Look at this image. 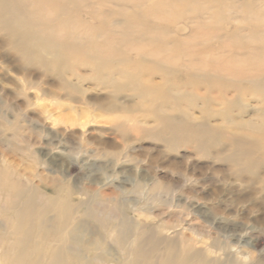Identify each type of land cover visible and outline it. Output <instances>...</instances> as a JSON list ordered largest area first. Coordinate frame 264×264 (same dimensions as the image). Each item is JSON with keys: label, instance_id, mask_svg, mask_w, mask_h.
Masks as SVG:
<instances>
[{"label": "bare ground", "instance_id": "bare-ground-1", "mask_svg": "<svg viewBox=\"0 0 264 264\" xmlns=\"http://www.w3.org/2000/svg\"><path fill=\"white\" fill-rule=\"evenodd\" d=\"M179 20L190 23L187 35L171 29ZM228 21L233 30L222 35L219 31ZM0 33L11 53L41 64L44 73L54 72L67 98L76 99L80 88L73 78L82 79L81 67L87 68L97 84L112 92L105 103L97 98L100 108L127 110L119 101L124 91L139 97L133 107L155 118L154 126L141 128L145 134L169 142L177 133L198 132V139L213 142L208 150L219 148L220 158L236 169L247 166L253 154L257 158L252 163L264 166V11L254 1L236 6L235 0H0ZM212 40H217L216 46L206 49L204 44ZM0 59L16 70L12 55L0 52ZM180 65L185 71L179 74ZM178 76H184V82L176 81ZM193 82L218 88L226 103L216 109L200 88L190 86ZM43 91L46 96L57 94L51 88ZM250 97H257L259 106L252 115ZM208 106L213 107L209 117L194 116L192 109ZM228 141L232 150L224 145ZM118 154L114 150L102 155L111 162ZM23 174L17 164L0 168V264H243L231 240L249 245L247 235L264 232L260 206L258 214L243 223L252 221L248 229L244 226L238 232L232 225L217 224L216 232L229 239L216 236L205 244L200 227L175 229L164 221L156 225L133 218L130 211L140 204L130 202L126 189L99 196L71 186L67 179H56L50 194L29 177L24 181ZM145 184L138 181L129 192L136 193ZM160 187L155 180L149 191ZM199 193L193 189L195 197ZM1 194L6 195L4 200ZM77 194L86 198L76 200ZM190 206L202 212L198 205ZM199 242L205 246H196Z\"/></svg>", "mask_w": 264, "mask_h": 264}, {"label": "rangeland", "instance_id": "rangeland-1", "mask_svg": "<svg viewBox=\"0 0 264 264\" xmlns=\"http://www.w3.org/2000/svg\"><path fill=\"white\" fill-rule=\"evenodd\" d=\"M243 1L250 0H235L236 6ZM251 1L264 11V0ZM84 17L91 20L87 15ZM241 19L238 23H242L239 22ZM227 24L231 26V21L220 29L222 35L233 30ZM189 25L188 20H179L171 29L178 35H187ZM216 43L217 40H212L204 45L209 50ZM0 52L12 55L17 66L12 70L10 62L0 59V168L17 164L20 170L25 171L22 175L24 181L29 177L32 183L39 184L41 191L50 194L49 187L56 183V179H67L71 186L77 185L89 193L98 192L99 196H111L120 188L126 189L130 202L140 204V208L130 211L133 218L156 225L164 221L175 229L190 225L200 227L205 244L216 236L221 240L229 239L224 232H216L217 224L232 225L240 232L244 226L248 229L252 221L243 223L252 220L258 214L257 209L264 208V166L252 163L257 158L255 154L247 166L241 164L238 170L232 162L220 158L217 154L219 148L208 150L213 142L198 139V132L177 133L176 138L168 139L169 142L145 134L141 128L154 126L155 118L133 107L139 102V97L132 92L124 91L119 96V101L129 107L127 110L106 111L99 107L97 98L104 103L109 101L111 89L97 84L92 78L95 74L91 75L87 68L81 67L82 79L73 78L80 91L75 92L76 99L71 100L65 95L67 90L59 88L54 72L44 73L45 68L41 64L11 53L12 49L4 45L1 33ZM184 71L182 65L178 66L179 74ZM183 77L178 76L176 81L180 78V82H184ZM153 79L159 81L160 76L155 75ZM190 86L200 88L203 98L212 99L216 109L226 103L218 88L201 82H193ZM46 88L55 90L57 94L44 95L43 89ZM250 98L248 112L252 115L259 106L257 97ZM196 103L201 106V103ZM212 109V106L204 110L195 107L192 112L203 119L209 117ZM237 110L238 107L233 111ZM107 141L116 146L102 143ZM224 145L231 150L233 148L229 141ZM224 145L219 144L218 147L226 149ZM114 150L119 154L109 162V158L102 154ZM93 162L95 164L92 165ZM244 163H247L246 158ZM38 172L40 175L36 174ZM32 174L34 176L31 177ZM258 175L262 177L260 181H253L252 178H258ZM40 178L42 181L39 182ZM155 180L161 183V187L153 193L149 187ZM138 181L148 186L145 184L136 193L129 192ZM193 189L199 190V197L193 195ZM202 194L213 197L206 199ZM85 196L77 194L74 197L79 200ZM1 197L4 200L6 195L1 194ZM191 204L198 205L202 212L196 213L198 209ZM223 209L232 212V216ZM164 232L174 234L170 230ZM182 232L196 237L188 229ZM251 234L247 239L244 237L251 244L242 242L238 246L233 239L230 245L238 250L243 264H264V232L254 230ZM33 242L31 239L29 248H33ZM205 244L199 242L196 246ZM0 257L3 259L1 253Z\"/></svg>", "mask_w": 264, "mask_h": 264}]
</instances>
